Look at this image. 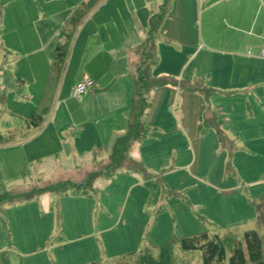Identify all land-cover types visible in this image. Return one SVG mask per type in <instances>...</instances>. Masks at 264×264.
Masks as SVG:
<instances>
[{"label": "rangeland", "instance_id": "1", "mask_svg": "<svg viewBox=\"0 0 264 264\" xmlns=\"http://www.w3.org/2000/svg\"><path fill=\"white\" fill-rule=\"evenodd\" d=\"M136 1L141 9L144 2ZM57 2L0 3V72L8 86L25 88L26 93H20L18 102L12 101L11 92L8 98L0 95L3 135L25 133V120L39 104L57 26L69 12ZM123 30L112 27L107 34L116 38ZM176 51L169 48L164 55L185 61L186 53ZM139 56L140 51H134V62ZM122 84H115L101 99L102 116L96 124L91 121V103H85L88 97L73 96L71 86L63 83L54 94L46 124L22 146L0 147V260L6 254L2 260L9 264H113L128 252L182 237L202 232L221 236L230 230L240 238L246 229L261 235L264 259V158L240 154L229 161L209 136L198 141L190 137L180 124L173 101L176 92L173 98L151 97L145 114L151 133L128 153L148 172L163 177L164 190L155 202L150 203V190L140 173L120 169L113 176L91 180L101 168L100 160L108 159L114 149L111 143H95L94 136L107 123L106 113L113 109ZM249 104L244 103L247 116L251 114L247 106L257 108ZM97 147L102 153L95 159ZM167 190L181 199L168 202Z\"/></svg>", "mask_w": 264, "mask_h": 264}, {"label": "crops", "instance_id": "2", "mask_svg": "<svg viewBox=\"0 0 264 264\" xmlns=\"http://www.w3.org/2000/svg\"><path fill=\"white\" fill-rule=\"evenodd\" d=\"M7 1L0 0V3L5 4ZM47 1L52 0H42L45 4ZM57 1L69 10L68 18L86 0ZM142 1L144 3L139 9L136 0H105L80 27L71 47L60 85L64 83L71 86L72 93L73 87L84 78H91L95 82L93 92L86 95L88 98L85 101L86 104L91 103V121L96 123L102 116L98 114L103 96L115 84L123 81L113 109L106 113L107 123L95 131V143H111L115 148L127 135L136 97L135 75L130 71L132 54L148 40L152 15H161L166 5V11L161 15L164 19L158 32V63L153 74L156 77L170 76L185 81L197 90L183 91L174 85L155 88L148 98V107L152 96L168 94L173 98V92H176L173 101L179 107L180 124L190 137L198 141L199 138L209 136L213 145L219 146L229 155V161L237 159L240 154L256 160L264 158V0ZM0 12L1 21L2 5ZM63 24L57 26L55 42ZM47 26L50 29L53 27L49 23ZM117 26L124 30L116 38L109 37L107 31L111 32V28ZM96 38L99 39L96 41L98 43H91ZM46 46H42V49ZM169 48L173 51L177 49L176 52L181 54L185 52L186 60L168 58L164 50ZM124 69L125 72L118 76V71ZM0 75V95L6 94L8 98L11 92L12 101L15 102L20 101L22 91L26 96L25 88L18 86L13 90L15 86H8L2 72ZM18 81L22 82V79L18 78ZM23 101L26 102V99ZM245 101L257 106L256 111L247 106L251 111L248 116L244 112ZM1 106L5 109L7 104L2 102ZM114 112H117L115 117L110 114ZM209 117L214 120V125L206 127L205 119ZM143 120L147 122L145 115ZM221 138L227 147L222 145ZM26 142L0 147L13 149ZM139 143H135L129 152ZM98 148L93 152L95 159L100 158L102 153V149ZM109 158L101 159L99 167ZM229 171L234 174L232 169ZM168 193L169 190L166 191Z\"/></svg>", "mask_w": 264, "mask_h": 264}, {"label": "trees", "instance_id": "3", "mask_svg": "<svg viewBox=\"0 0 264 264\" xmlns=\"http://www.w3.org/2000/svg\"><path fill=\"white\" fill-rule=\"evenodd\" d=\"M104 1H82L59 28L51 56L50 69L39 104L32 115L25 120L26 132L20 135L14 132L6 135L0 133V146L26 141L33 131L41 129L46 124L50 105L66 70L75 37L84 22ZM163 19L164 17L161 15L155 13L152 15L148 40L136 49L140 51L139 59L137 62L130 61V71L135 75L136 97L128 133L116 144L109 160L103 162L100 170L90 177L91 180H94L104 174L112 176L120 169L140 173L144 177L145 185L150 190V203L155 202L158 193L164 189L163 177L151 174L141 162L130 159L128 156L129 149L135 143L146 139L150 134V128L143 120L150 93L155 88L168 85L180 87L183 91L197 90L196 87H192L185 81L170 76L156 77L153 74V69L158 63L156 43ZM202 94L207 97L204 92ZM205 125L206 127L214 125V120L210 117L205 119ZM221 143L227 147L223 138H221ZM180 199L181 197L172 190H169L166 195V200L171 203H176ZM196 252H199L200 256L193 254ZM3 257L5 258L6 254ZM2 259L0 264H9L7 260ZM113 264H264L263 241L259 232L254 229L244 230L240 238L236 237L235 234L233 235L230 230L221 236L218 234L211 236L207 232H202L193 236L182 237L176 241L128 252L121 257L119 256Z\"/></svg>", "mask_w": 264, "mask_h": 264}, {"label": "built area", "instance_id": "4", "mask_svg": "<svg viewBox=\"0 0 264 264\" xmlns=\"http://www.w3.org/2000/svg\"><path fill=\"white\" fill-rule=\"evenodd\" d=\"M263 56H264V50H263ZM95 86H96L95 82L91 78H84L82 81H80L73 87L72 94L74 96L87 95L93 92Z\"/></svg>", "mask_w": 264, "mask_h": 264}]
</instances>
